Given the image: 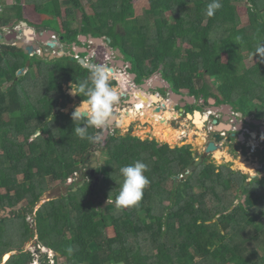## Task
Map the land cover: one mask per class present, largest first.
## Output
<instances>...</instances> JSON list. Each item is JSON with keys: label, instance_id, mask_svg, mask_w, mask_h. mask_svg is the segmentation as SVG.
<instances>
[{"label": "trees", "instance_id": "trees-1", "mask_svg": "<svg viewBox=\"0 0 264 264\" xmlns=\"http://www.w3.org/2000/svg\"><path fill=\"white\" fill-rule=\"evenodd\" d=\"M8 1L0 0L3 36L4 29L14 30L24 19L22 0ZM25 1L41 15L64 19L59 34L64 44H80V37L90 35L111 39L115 50L130 57L138 85L161 72L177 94L189 91L208 105L211 88L205 77L216 79L212 85L218 86L223 103L249 115L258 101L259 118L264 117V60L255 54L264 42V0H221L222 7L211 17L206 15L210 0H149L150 8L141 16H136L137 0H85L95 12L93 22L82 0ZM243 2L252 12L245 27L237 9ZM14 44H0V209H14L23 201L27 206L16 217L0 218V261L18 252L2 264L33 263L23 247L34 231L54 254H41V264H61V259L63 264H194L196 255L200 262L195 264H264V224L259 223L264 218V180L244 186L246 174L230 164L208 163L209 158L185 178L198 156L189 145L173 149L116 129L102 142L108 159L96 170L97 186L88 182L35 211L49 180L66 183L80 165H92L95 143L73 133L72 114H54L73 102L63 85L86 79L89 70L71 57H31ZM183 45L191 48L183 51ZM249 55L257 59L251 68L245 65ZM29 59V70L18 76ZM5 84L10 86L5 89ZM22 91L37 95L36 103ZM97 131L88 129L89 134ZM37 132L41 135L32 141ZM136 160L148 165L150 184L138 205L118 207L119 168ZM33 214L35 230L27 221Z\"/></svg>", "mask_w": 264, "mask_h": 264}, {"label": "rangeland", "instance_id": "rangeland-1", "mask_svg": "<svg viewBox=\"0 0 264 264\" xmlns=\"http://www.w3.org/2000/svg\"><path fill=\"white\" fill-rule=\"evenodd\" d=\"M93 1H95V0H93ZM15 1L13 0L12 1V3H14ZM82 2H83V6H84V11L86 12V14L90 17V20H91V22H93V17L95 16V12H94V10H93V8H92V6L91 5H89V3L88 2H86L85 0H82ZM22 4H23V6H25V5H27L26 4V1L25 0H22ZM247 3L246 2H243V3H241L239 6H238V13H239V15H240V18H241V23H242V25H241V27H245V26H247V25H249V23H250V20H251V10H250V8H249V6H247L246 5ZM1 5V4H0ZM150 8V4H149V0H137L136 2H135V10H136V16H141L142 14H143V12L145 11V10H147V9H149ZM41 9V8H40ZM0 10H1V12L3 11V6L1 5L0 6ZM26 10V11H25ZM24 12H26V15H28V19H29V25L31 24V28H37L38 30L39 29H41V28H43V30L44 31H41L40 32V35H41V37H46V39H49L50 41H52V37L50 36L51 35V30H54L57 34H58V37H59V34L60 33H62L63 31H62V28H63V22H64V19L63 18H53V17H50L49 16V18H43V21L42 22H40L39 21V19H37L36 17H35V12H37L36 11V9H35V7L34 6H29V5H27V6H25V8H24ZM64 12H65V7H63V15H64ZM78 15H80V14H78ZM40 16H43V15H40ZM65 16V15H64ZM78 18V17H77ZM16 25H18L17 27H15V29L14 30H12V31H8L7 32V34H11V33H13V31H16V29L20 26L19 24H15V26ZM80 25V23L77 21V22H75L74 24H73V27L74 28H77L78 26ZM38 26V27H37ZM22 29H23V27H22ZM125 30H127V29H125ZM124 30V31H125ZM125 32H127L128 33V30L127 31H125ZM123 36H125V37H127L126 35H124L123 34ZM19 38H20V40H16L17 42H25L24 41V36L22 35H20L19 36ZM136 41H139L138 39H135ZM79 41V43H80V40H78ZM0 43H1V41H0ZM2 43L3 44H7V42L6 41H2ZM10 44H12V43H14V42H9ZM81 44V43H80ZM29 44H27V46H28ZM35 46L36 47H38L39 46V44H35ZM103 47V46H102ZM102 47H100L99 46V48H101L102 49ZM68 48H70V47H68ZM68 48H66V47H64V46H62L61 48H59L58 47V49H56V51H61V52H63V50H66V51H68V52H70V49H68ZM191 48V46L190 45H183V51H185V50H187V49H190ZM103 51V49L100 51V52H102ZM28 55V54H27ZM71 56H74V54H72ZM81 56H83V57H86V54H82ZM125 57V56H124ZM31 59V58H30ZM30 59H29V61H30ZM126 59L128 60V62H130L129 60H130V57H126ZM223 60H224V62H226L227 61V57L226 56H223ZM28 61V62H29ZM27 62V63H28ZM257 63V59H256V57L255 56H252V55H249L248 57H246V60H245V65H246V67L247 68H251V67H253V65H255ZM162 69V68H161ZM205 79H206V81H207V84L209 85V87L211 88V92H209L207 95H206V98L207 99H213V100H216V101H220L221 100V96L219 95V93H217V90H216V84L215 85H212L213 84V82H218L216 79H214V81H212L211 80V78L209 79L208 77H205ZM10 86V84H5L4 85V88L6 89L7 87H9ZM140 86H142V85H140ZM218 87V86H217ZM69 84L68 85H66L65 86V90H67L66 91V94L67 95H69L70 96V94H69ZM124 89H128L129 91H130V89H129V87H125ZM123 89V92L125 93V95H126V92H125V90ZM122 92V93H123ZM133 92H137L138 93V91H134L133 90ZM157 92H159V93H161L163 96H165L166 98L168 97V92H167V90H156V91H153V90H150L149 92H146V93H150V94H156ZM25 92L24 91H22V95L24 94ZM182 93H185V94H188V93H186V91H184V92H182ZM30 95H32V97H34L35 99H31L32 101H33V103L35 104L36 103V101H37V95L35 96V94L34 93H32L31 91H29V92H27V94L25 93V96H30ZM122 95V94H121ZM145 95V94H144ZM72 96V95H71ZM185 97H187L188 98V96L186 95ZM149 98L150 99H152L150 96H149ZM149 99V100H150ZM154 99V98H153ZM128 99H125L124 98V101L126 102ZM138 104L140 103V99H138ZM74 103L76 102V104H70L65 110H64V112L65 113H67V112H69L71 109H75V106L76 105H78L80 102H79V100H78V98H76V101H73ZM137 101H135V100H133V103H136ZM145 103V105H147L148 104V102H144ZM151 103H154V102H152L151 101ZM139 105H141V104H139ZM254 105H255V107L253 106L252 108H250L251 109V113H257V108H258V105H259V102L258 101H255L254 102ZM150 106H151V104H150ZM150 106L148 107V108H146V110L149 112V113H147L146 115L147 116H150L155 122L156 121H162V128L166 131H168V132H170L171 131V135H169L168 133L166 134H162L161 136H159V140H158V142L160 143V144H167V145H169L171 148H175V147H179V146H185V145H189V146H191L192 147V150L196 153V154H199V153H201V152H203V150L206 148V134H204V133H202L200 130H203V128L204 127H200V126H197L196 125V127H197V129H199V130H197V129H193L192 131H190L189 129L188 130H186V131H184V133L186 134V136H187V139L186 140H184L183 142H180L181 141V139H180V136H181V131H179V130H175V129H172L170 126H169V124H168V120H170L172 117H174V114L172 113L171 115H172V117L170 116V119H164L165 118V116H164V118H163V120H162V117H161V115H162V113H159V114H155L154 113V107H152L151 106V109H150ZM153 108V109H152ZM142 109H145V108H142ZM188 110V109H187ZM206 108L204 107V109L202 110V113H205L206 112ZM245 110H247L246 108H245ZM143 111H145V110H143ZM176 111H178V108L176 109ZM180 111V110H179ZM167 113H170V111L169 112H166L165 113V115L167 114ZM207 113V112H206ZM129 114H131V113H129ZM249 115H251V114H249ZM126 117V115H124L123 117H122V121H123V119ZM128 118H130V116L128 115L127 116ZM160 117H161V119H160ZM7 121L9 120V116L8 115H5V117H4ZM125 119H127V118H125ZM141 122H142V117H141ZM205 121V120H204ZM130 122H131V126L130 127H128V129H122V127L120 126V127H117L116 129L117 130H119V132H120V134L121 135H128V134H130L131 136H135V137H143V139H145V138H149V139H152L153 138V136L155 135V128L154 127H151V124H149V125H147V126H144L143 125V123H141V122H133L132 120H130ZM226 124V123H225ZM65 125H67L68 127H69V124H65ZM171 125H174V123L173 124H171ZM207 126H209V123L207 124ZM225 126H227V124L225 125ZM53 127H57V124H53ZM195 127V128H196ZM148 130V131H147ZM98 132V131H97ZM183 132V131H182ZM189 132V133H188ZM255 135H256V133H254ZM47 136H45V138H46ZM33 139H35V136L33 137ZM20 140H22V138L20 139ZM106 141V136H103V139L101 140V141H99V142H96L95 143V146H94V148L91 150L92 151V156H91V159H89V163L91 162L92 163V158L93 157H95V156H97V158H98V160H97V162H98V164H99V166H103L104 164H105V162L107 161V157L105 156V155H103L102 154V152H101V149L105 146V145H103L104 143H102V142H105ZM170 144H172V145H170ZM174 145V146H173ZM253 145H256V143L255 142H253ZM244 145L241 143V145L239 144V148H238V150H237V152L238 153H235V152H231L230 151V149L228 150V152L230 153V155H232L231 157L232 158H230L229 159V157H227V159H223V158H220V160H219V158L217 159V158H215V154H213V155H211L210 157H209V160H208V163H213V164H215L216 166H221V165H224V164H230L231 165V168H232V170L233 171H237V172H240V173H242V174H246V175H248L249 177H251L252 176V174H249V173H251L250 171L249 172H246V171H244L242 168H243V165L241 164L242 163V160L241 159H243L244 161H243V163L245 162V163H247V164H250V167L252 166V161L251 160H246V157L244 158V155H245V148L243 147ZM226 149H225V145H223V150H221L220 152H223V153H225L226 154V151H225ZM244 151V152H243ZM218 152V151H217ZM216 152V153H217ZM243 152V153H242ZM229 160V161H228ZM238 164V165H237ZM233 167H235V168H233ZM83 170H81L76 176H75V178H73L72 179V183L71 184H69V181L68 182H66V183H62L61 181H51V180H49L48 181V192H46L45 194H44V196L42 197V199H41V201L37 204V206H36V209H35V211H37L38 209H40V207H42L43 206V204H46V203H48L49 202V200H51V199H57V198H59V197H61V196H64V195H67L68 194V192H69V190H71V189H77L78 187H79V184H82V182H83V177H82V174L83 173H85V171L84 172H82ZM82 172V173H81ZM81 174V175H80ZM79 175L81 176L80 178H79ZM261 176H264V173L261 175ZM21 177V176H20ZM250 180H248L247 182H249ZM95 182V181H94ZM98 184V183H97ZM95 186H97V185H95L94 184V187ZM93 187V188H94ZM169 187V186H168ZM169 188H171V185H170V187ZM89 189H90V187H89ZM3 192V191H2ZM88 192H90L89 190H88ZM243 200V198H241V200L239 201H237L236 202V204H239L241 201ZM169 205V203L168 202H166L165 204H164V206H168ZM27 206V202H25V201H23L22 203H20L17 207H15L14 209H11V212L9 213V214H7V217L9 216L10 218H13V217H16V214H19L25 207ZM253 209L255 208V206H256V204H255V202L253 203ZM113 208H114V210H116V206H113ZM0 218L1 217H3L4 216V214L2 213V210L0 209ZM27 221H28V223L29 224H31V228H33L34 230L36 229V226H35V223H34V214L32 215V216H30V217H27ZM261 222H264V218H262V219H260L259 220V223H261ZM108 233H109V236H111V235H113V230H108ZM68 237H69V235H67ZM42 240H43V238L42 237H40L37 233H36V231H34V237L32 238V239H30L29 240V242L23 247V249H24V251H26V250H28V251H30V248L32 249V250H38V249H41V252L42 253H46V252H48V254H49V256H50V258H53L54 257V255H52L53 253L52 252H50L49 253V250L47 249V248H44L43 246H42ZM134 240V239H133ZM40 246H42V248L40 247ZM35 251V252H36ZM261 254L263 255L264 253V248L262 247L261 248ZM157 253V252H156ZM155 253V254H156ZM9 254V253H8ZM8 254H6V255H4V257H6ZM196 255V254H195ZM200 257H198L197 255H196V259H194V264L197 262V263H199L200 262ZM60 262H61V264H63V260L61 259L60 260ZM225 264H234V263H225Z\"/></svg>", "mask_w": 264, "mask_h": 264}, {"label": "clouds", "instance_id": "clouds-1", "mask_svg": "<svg viewBox=\"0 0 264 264\" xmlns=\"http://www.w3.org/2000/svg\"><path fill=\"white\" fill-rule=\"evenodd\" d=\"M221 7V0H210L206 6V15L209 17L213 16ZM255 54L256 56L259 55L262 60H264V42L257 46ZM113 81H117V83L114 84ZM129 83L130 81L126 72H113L110 66L101 64L90 66L89 76L86 79L71 82L69 84V94L72 96L83 97L81 102L75 106V109L72 112V120L75 125L73 133L81 139H86L89 143L101 141L103 139V130L113 118V109L120 102L122 90ZM54 119L55 117L50 113L49 121ZM89 128L100 131L95 134H89ZM33 140L34 139H32V141ZM148 170V165L142 160H136L133 163L123 165L119 168V173L122 176L123 181L119 185V192L115 198V204L118 207L130 208L138 205L143 199L144 191L150 184L149 178L145 175ZM84 171L85 167L82 172ZM77 174H75V176ZM80 175L79 178L81 177ZM75 176L70 179L75 178ZM85 179L86 178L83 177V180ZM71 183L72 182H69V184ZM82 184H79V186ZM71 191H73V189ZM67 195L61 197H66ZM61 197L57 199H60ZM52 200L53 199L49 200V202ZM15 252L16 251L12 253ZM52 264H54L53 261Z\"/></svg>", "mask_w": 264, "mask_h": 264}, {"label": "flooded vegetation", "instance_id": "flooded-vegetation-1", "mask_svg": "<svg viewBox=\"0 0 264 264\" xmlns=\"http://www.w3.org/2000/svg\"><path fill=\"white\" fill-rule=\"evenodd\" d=\"M22 21H26V20L23 19ZM21 22H19L17 24L20 25ZM17 26L18 25H16L15 27H17ZM30 26H31V24L29 25V28H31ZM31 29L34 30L35 28H31ZM35 30L37 31L38 34H40L41 31H44L43 28H41L39 30L36 28ZM33 36H34L35 40L34 41H31V42L24 36V40H26V43L29 44L28 46H25V49H26V47L33 46L34 43L36 44L38 42V40H37V38L35 36V33H34ZM50 36L52 37V41L49 40L50 41L49 44H46V45L44 44L42 46V48H36L35 47V50L37 51V55L40 56L43 59L44 58H49V61H53L55 59H61V58H56L58 56H60L62 58L63 57H71L73 59H76V56H79L81 59L84 58V59L87 60V57H90L91 60H90L89 64L95 63V64H101V65H108V66H110L114 70V72L125 71L123 68H125V67L127 68L128 63H131V62H128V60L126 59V57L120 58L115 53L109 55L108 52H107V48L108 47L109 48L110 47L112 48L111 49L112 52H115L116 51L112 47L111 44L109 46L108 45L107 46H103V47L100 46L103 49V51L100 52L102 49L99 48V46L93 45V43H91L90 40H88V37H80L79 40H80V43L81 44L74 43L73 45H67V44L62 43V40H61L60 36L58 37L57 34H52V32H51V35ZM82 38H86L87 39V42H85L84 40H82ZM107 39H109V38H103V40H107ZM18 40H20V38ZM16 42L17 41H15V44H16ZM82 42H85L86 45H84ZM111 43H112V41H111ZM7 44L10 45V43H7ZM62 45L71 46L70 47L71 48L70 49V52L66 51V53L65 52L63 53L61 51H56V49H58V47L61 48ZM79 47H81V48H79ZM86 48L89 49V53L86 54V57H83L81 55L82 54H85V52L84 53H80V51H81V49H84V51H85ZM72 54H74V56H71ZM51 58H53V60H51ZM78 62H79V60H78ZM66 85H68V84H66ZM66 85H63V90H64L65 94H66V91H67V90H65V86ZM130 85H133V84L131 83ZM124 90H125L126 93L129 92L128 89H124ZM134 91H137V90H134ZM122 92H123V90H122ZM131 92H132V95H133V100L136 101V99L137 100L140 99L137 96V92H133V90ZM157 94H159V96H161V93L157 92L156 95ZM168 94H169V92H168ZM144 96H146V95H144ZM184 96H186V94ZM187 96H188V98H187L186 102L187 103H190V105H187L184 108L185 111L182 114V116H181V112L179 111L180 110L179 107H176L175 109H173L171 111V112H173L177 116L175 122H178L179 120H186L187 109L188 110H191L192 112L195 111V110H201V112H202V110L204 109V107H207V104H206V101H205L204 97L193 96V95L190 94L189 91H188ZM70 97L72 98L73 101H76L77 96L72 97L70 95ZM192 98H193V100H191ZM166 99H169V97H167ZM141 101L142 102H140L139 104H143L144 105L145 104L144 101L143 100H141ZM207 101L209 103L210 100L208 99ZM123 102H125V101H123ZM217 102L221 106L222 105H225L227 107V109H228V111H226L227 113H223L222 114L223 115V118L226 119L227 126H229V128H230L229 130H231V132L228 133L229 139H228L227 144L225 145V148L226 147L227 148H230L231 151H233L235 153H238L237 152V150L239 148L238 146H239V144L241 145V143H242L239 140V136L241 134H243L245 136V144H244L243 147L245 148V152H246L245 155H244V158L246 157V160L249 159V160L252 161V166H251L250 169H253V168L257 167V165L264 164V117L262 119L259 118V115L261 113L260 112H257V113H252L251 115H245V114H243V112L239 111L238 107L236 105H234L233 103L232 104H230V103H223L222 102V99L220 101H217ZM73 103L74 102H72L71 104H73ZM74 104H76V102ZM150 104L152 105V103L150 101H148V105H150ZM259 105H260V103H259ZM140 108H141V105H140ZM177 108H178V111H176ZM64 110L61 109L60 112H64ZM240 113L243 116H240ZM54 114H56L55 111H54ZM175 130H177V129H175ZM254 133H256V135H252ZM40 135H41V133L40 132H37L35 138H37ZM21 141H23V138H22ZM253 142H255L256 145H253ZM244 164L247 165V163H244ZM83 166H85V173H83V177L86 178L85 179L86 180V183L89 182L90 186L94 187L95 182L93 180H90V178L92 177L91 176L92 175V167L89 164H85ZM89 166H90L91 169L89 168ZM249 174H252V173H249ZM262 174L263 173H260V172L257 171L256 175L252 174L251 177H249L247 175L248 176V180H250L249 183L252 182L253 180H259V181L264 180V176H261ZM94 177L96 178V171H95ZM2 212H6V211H2ZM4 216H6V214H4ZM260 224H264V222H261Z\"/></svg>", "mask_w": 264, "mask_h": 264}, {"label": "water", "instance_id": "water-1", "mask_svg": "<svg viewBox=\"0 0 264 264\" xmlns=\"http://www.w3.org/2000/svg\"><path fill=\"white\" fill-rule=\"evenodd\" d=\"M22 27H23V29H22ZM34 33H35L34 30L29 28V24L26 21H22L20 23V26L17 28V30L14 31L12 34H10V35H13V38H11L10 36H5L4 37L3 35H0V41H2L4 39L7 43L15 42L16 40L19 39L20 35H24L31 42V41L35 40V38L33 36ZM82 40L87 42L86 38H82ZM88 40H90V42L93 43V45H95V46H107V45L109 46L111 44V40L110 39H107V40L98 39V38H94L91 35L88 36ZM14 45H16L18 48L21 49V48H24L25 43L16 42V44H14ZM111 49H112L111 47L107 48V52H108L109 55L115 53L120 58L124 57V55L121 53V51L119 49L116 50L115 52H112ZM26 50L29 52L31 57H33L34 55L37 54V51L35 50L34 47H31V46L26 47ZM88 53H89V49L86 48L85 54H88ZM56 58H62V57L58 56ZM90 59H91L90 57H88V60L82 58V59L79 60V63L84 68L89 70L90 66L96 65L95 63L89 64L88 62H90ZM51 60H53V58H51ZM30 66H31V61H29L27 63V67L25 69H23V70L18 72V76H21V75L27 73V71L29 70ZM127 67L131 68V69L133 68L131 63H128ZM125 68H123V69L125 70ZM113 72H114V70H113ZM136 79H137V75L133 74L132 75V79H131V83L133 84V88L135 87V88L138 89L139 92L137 93V96L141 100H143L144 102H148L149 101V96H144V92H149L150 90H153V91L157 90L154 87H152V84L155 83L156 80H159L160 83L163 84L162 86L158 87V89L168 90L169 99H166L165 97H162V96L161 97L157 96L155 94L151 95V98L152 99L154 98V100L156 101V102H154V107H155L154 113L155 114L156 113L159 114L160 112L164 113L166 110H173L176 107H179L180 108V112H181V116H182V114L184 113V108H185L184 101L187 100V97H185L182 94H177L173 90L172 84L162 78L161 72L153 75L150 79L146 80L142 86H139L136 83ZM127 98H128V100L126 101V103L129 104V105H132L133 104L132 92H129L127 94ZM191 100H193V98ZM172 102L175 105L171 104ZM178 102H182L184 107L180 106V104ZM215 103H216V101L211 99L209 101L208 105H207L208 107H211V108H208V107L206 108L205 107L207 109L206 112H209V111L212 112V116H209L206 112L202 113L201 110H195L192 113H187L186 114V120L189 121L190 123H192L193 126H196V123L198 122V120H201V119H202V121L206 120L204 122V124H203L204 125L203 130H201V132L206 134V136L209 135V131H208L209 128L207 126L208 123H209V125L211 123L212 130H210L211 138H210L209 142L206 144V148L203 150V152L197 154L198 155L197 159H196L194 165L189 168L188 172L185 175V178H188L189 176H191L195 172L196 168L199 165H201L204 160L209 158L211 155L215 154L217 151L223 150V145H226L227 142H228V139H229L228 133L231 132V130H229L230 129L229 126H225L227 124V122H226V119H224L223 116H222V114H223L222 110H220L218 108H215L213 106ZM167 104H169V105H167ZM223 107H226V106L224 105ZM60 111H61V108L58 107V108H56L55 113L60 112ZM73 111H74V109H72L69 112H67V114H72ZM174 116H176V115H174ZM240 116H242V114H240ZM116 120H117V115L114 114L113 118L109 121L108 126L103 130L106 137L110 134L111 129L117 128ZM168 124H169V121H168ZM223 133L225 134V136H222ZM140 138L142 140L149 139V138L143 139V137H140ZM151 140L158 141L159 139H158V136L154 135ZM239 140L242 142L243 145L245 144V136L243 134H241L239 136ZM179 147H182V146H179ZM97 160H98L97 156L92 158V165H91V167H92V175L91 176H94L95 175V171L99 168V164H98ZM84 167L85 166L80 165V169L81 170H83ZM233 168H235V167H233ZM257 171L260 172V173H264V164L257 165V167H255V168H253L251 170V173L256 175ZM98 181H99V177H96L95 178V185H97ZM84 183H85V180H83V184L80 185L78 187V189L82 188ZM248 184H249V182H246L244 184V186H248ZM78 189L74 188L72 192H76ZM5 211L6 212H2V213L6 214V216H7V214H9L11 212V209L7 208ZM15 254H18V252L16 251L15 253H12V254H9V255H10V257H12ZM4 258L5 257H3V259L0 261V264L3 263Z\"/></svg>", "mask_w": 264, "mask_h": 264}, {"label": "built area", "instance_id": "built-area-1", "mask_svg": "<svg viewBox=\"0 0 264 264\" xmlns=\"http://www.w3.org/2000/svg\"><path fill=\"white\" fill-rule=\"evenodd\" d=\"M76 59L77 60H80L81 58L79 57V56H76ZM87 60H88V57H87ZM91 60V59H90ZM89 63V62H88ZM123 72H126L127 74H128V78H129V81H130V83L127 85V87H129V89H130V91L129 92H131L132 90H137L138 91V89L137 88H133V85H130L131 84V79H132V75L134 74L133 73V68L131 69V68H126L125 69V71H123ZM129 92H127L126 93V95H125V93H122V95H121V99H120V102L114 107V109H113V111H114V114H116L117 115V117H121V116H123V115H128L129 113H132L133 115H135L136 117H135V121L136 122H141V117H143V110L144 109H142V108H140V105L139 104H137V103H133L132 105H129V104H127L126 102H123L124 101V98L125 99H128L127 98V94L129 93ZM139 92V91H138ZM144 94L146 95V96H150L151 97V95L152 94H147L146 92H144ZM157 96H159V94H157ZM136 101L138 102V100L136 99ZM152 107H154V103H152V105H151ZM151 106H150V109H151ZM154 109H155V107H154ZM166 112V111H165ZM171 113H173V112H171ZM174 114V113H173ZM207 114L209 115V116H212V112H207ZM175 115V114H174ZM164 116H165V113H162V115H161V117H162V119L164 118ZM161 117H160V119H161ZM176 118H177V116H174V117H172L170 120H168L169 121V124L170 123H172V122H175L176 121ZM142 123V122H141ZM150 123H148V122H144L143 123V125L144 126H147V125H149ZM131 126V125H130ZM129 126V127H130ZM118 127V126H117ZM208 131H209V135L208 136H206V144L209 142V140H210V138H211V134H210V130H212V127H211V123H210V125L208 126ZM116 130V128H113V129H111V131H110V133H113L114 131ZM248 132V131H247ZM252 135H255V134H252ZM222 136H225V134L223 133L222 134ZM180 139H181V141L180 142H183L184 140H186L187 139V136H186V134L184 133V131L182 132L181 131V136H180ZM69 182H72V179H69ZM36 250H32L31 248H30V251H28V250H26L25 252H30L31 254H32V256H33V258H34V260H33V263L32 264H41V262H40V258H41V254H46V253H48V252H46V253H42V252H38V250L35 252Z\"/></svg>", "mask_w": 264, "mask_h": 264}, {"label": "crops", "instance_id": "crops-1", "mask_svg": "<svg viewBox=\"0 0 264 264\" xmlns=\"http://www.w3.org/2000/svg\"><path fill=\"white\" fill-rule=\"evenodd\" d=\"M12 1L13 0H9L8 2L10 3V4H12ZM13 4H15V2L13 3ZM1 6V5H0ZM25 6H27V5H25ZM1 11V10H0ZM26 11V10H25ZM41 14H39V13H37V12H35V17L37 18V19H39V21L40 22H42L43 21V18H49V16H45V15H43V16H40ZM24 19L29 23V19H28V15H26V12H24ZM10 32V31H12V30H8V29H4V32H5V36H10L11 38H13V35H10V34H7V32ZM34 31H35V36H36V38H37V40H38V42L36 43V44H39V46L38 47H36L35 46V43L33 44V46H31V47H36V48H42V46L45 44H49V39H46V37H41V35L40 34H38L37 33V31L34 29ZM14 32V31H13ZM51 32H52V34H57L54 30H51ZM12 34V33H11ZM38 34V35H37ZM58 35V34H57ZM2 41H4V39L2 40ZM2 41H1V43H2ZM25 42V46H27V43H26V40H24ZM84 45H86L85 44V42H82ZM25 46H24V48H25ZM62 46H64V47H66V48H68V47H71V46H66V45H62ZM77 46V45H76ZM78 47V46H77ZM79 48H81V47H79ZM68 49H70V48H68ZM66 53V50H63V53ZM85 51H84V49H81V51H80V53H84ZM69 56V55H68ZM170 83V82H169ZM163 84L162 83H160V81L159 80H156L155 81V83H153L152 84V87H154L155 89H157V90H161V89H158V87H160V86H162ZM172 88H173V86H172ZM156 91V90H155ZM168 91V90H167ZM185 90H183L182 92H184ZM181 92V94L182 95H185V93H182ZM186 93H188V91H186ZM147 94H150V93H147ZM187 95V94H186ZM161 96L162 97H165V96H163L162 94H161ZM160 96V97H161ZM72 97H74V96H72ZM166 98V97H165ZM202 99V98H201ZM209 100H211V99H209ZM216 101V100H215ZM138 103V102H137ZM179 104H180V106H182V107H184L183 106V104H182V102H178ZM171 104H173V102L171 103ZM167 105H169V104H167ZM173 105H175V104H173ZM184 105H185V107L187 106V105H190V103H187L186 101H184ZM215 108H218V109H220V110H222V113H227L226 111H228V109H227V107H223L224 105H220L217 101H216V103L213 105ZM208 107V106H207ZM206 107V108H207ZM168 108V107H167ZM208 108H211V107H208ZM194 110V109H193ZM230 110V109H229ZM171 112L172 110H166V112ZM185 111V110H184ZM166 112H164V113H166ZM187 113H192V111L191 110H187ZM241 114V113H240ZM146 115V114H145ZM147 116V115H146ZM223 116V115H222ZM243 116V115H242ZM125 119V118H124ZM123 119V120H124ZM174 123V125H171V124H173ZM169 126L172 128V129H177V130H179V131H186V130H190V131H192L193 129H197V127L196 126H193L192 125V123H190L189 121H187V120H179L178 122H172V123H170L169 124ZM196 127V128H195ZM197 130H199V129H197ZM201 131V130H200ZM189 133V132H188ZM226 150V154L225 153H223V152H221V153H223V156H222V158L223 159H227V157H229V159L230 158H232L231 156L232 155H230V153L228 152V150L230 149V148H225ZM230 151H231V149H230ZM232 152V151H231ZM215 158H217V156H216V153H215ZM218 159V158H217ZM242 160V165L245 163H243V159H241ZM229 161V160H228ZM238 165V164H237ZM244 171H246V172H249V171H251L252 169H244V165H243V168H242Z\"/></svg>", "mask_w": 264, "mask_h": 264}, {"label": "bare ground", "instance_id": "bare-ground-1", "mask_svg": "<svg viewBox=\"0 0 264 264\" xmlns=\"http://www.w3.org/2000/svg\"><path fill=\"white\" fill-rule=\"evenodd\" d=\"M150 99V98H149ZM150 102L152 101V102H156L154 99L152 100V99H150L149 100ZM139 102V101H138ZM140 102H142V101H140ZM150 105H143V104H141V108H145L144 110L145 111H143V117H142V123H144V122H148V123H150L151 124V127H154L155 128V135L156 136H158V138H159V136H161L162 134L164 135L165 133L167 134H169V135H171L172 133H171V131L170 132H168L167 130L165 131L163 128H162V121H154L150 116H146L145 114H147V113H149L147 110H146V108H148ZM168 112V111H167ZM161 113V112H160ZM172 113L170 112V113H167L166 115H165V118L164 119H170V116L172 117V115H171ZM130 116V118H128L127 116ZM125 118H127V119H124L123 121H122V117L124 116H121V117H118L117 118V120H116V123H117V126L118 127H122V129H128V127H129V125L131 124V122H130V120H132L133 122H136L135 120V115H133L132 113L131 114H128ZM206 121V120H205ZM204 121V122H205ZM204 122L202 121V119L201 120H198V122L196 123V125L197 126H200V127H203L204 125ZM148 131V130H147ZM216 156H217V158H219V160H220V158H222V156H223V153H221L220 151H218L217 153H216ZM244 165V169H249L250 170V164H247V165H245V164H243ZM10 258V255L8 254L5 258H4V263H6L7 261H8V259Z\"/></svg>", "mask_w": 264, "mask_h": 264}]
</instances>
